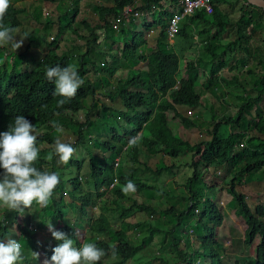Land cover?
<instances>
[{
    "label": "trees",
    "instance_id": "16d2710c",
    "mask_svg": "<svg viewBox=\"0 0 264 264\" xmlns=\"http://www.w3.org/2000/svg\"><path fill=\"white\" fill-rule=\"evenodd\" d=\"M141 2L142 5L138 9L141 12L149 11L154 7L160 8L158 21L149 22L143 20L142 22L141 19L133 15L124 16V8L132 6L134 0H115L113 4L96 2L101 25L91 26L85 19L77 23L79 27H83L94 33L98 28H110L106 30L101 44L114 46L116 43V40L114 41L115 32L110 27L112 23L108 19H116L119 22L120 31H122L124 36V51L123 55H121L120 51L112 53L114 63L118 66H103V71L107 72L110 76H116L127 65V62L137 58L148 62V70L133 71L129 79L119 81L117 92L109 95L114 102L119 99L124 102L125 108L123 110L115 109L119 111L120 116L127 122V127L125 128V137L119 136L114 141L97 139V145L103 147L108 153H112L113 156V159L103 158L104 167L95 166V156L87 149L89 162L92 165L91 173L89 174L95 181L96 193L87 192L86 186H83L79 176L69 181L60 179V183L55 189L48 206L40 208L41 213L35 222V226L45 229L48 223L56 226L62 222L63 229L60 231L66 233L67 236L76 238L73 232L75 231L74 228L65 220L66 213L64 208L69 205L67 199L62 196L59 200L55 198V192L63 187L70 194V200L72 199L73 205L76 206L80 216L86 223L89 235L105 236L109 239L110 234L113 233L118 237L119 245L115 247V251L116 255L121 257V260L113 264H126L129 260L140 254L144 250V242L147 238H151V234L154 231L164 238L163 246L157 252L158 256L156 257L157 260L164 264H194L195 259L201 255L207 259V264H220L221 252L224 250L221 246L222 244L219 245L216 237L218 230L225 224L226 217L217 208L211 198L203 193L202 188L205 187L203 181H205L206 173L210 168L226 167L224 165L231 159L235 147L245 143V159L241 164L240 171L235 173L227 191L237 202V216L243 218L247 223L248 229L245 233L246 244L251 245L257 236L261 238V242L257 247L256 258L257 264H264V224L262 223V219H264V204H257L252 208L247 197L236 190L237 182L241 181L246 174L257 172L264 167V110L258 106L261 102L260 93H264V75H262L260 82H258V86L261 87L257 89V97L254 100L251 97L246 99L236 115L222 118L230 126V131L222 133V123L215 121V117L211 121L213 125L206 127L205 121L201 118H191L183 115L179 112L178 107H186L192 111L204 104L202 94L196 88V80L198 73H200L198 65L188 62L186 64L188 79L178 80L177 73L180 67V57L176 53H167L158 48L150 55L140 54V50L147 44V33L151 29H155L157 25H161L158 42L163 43L168 39L167 22L173 16L171 10L164 7L162 0H141ZM215 3H219V0H215ZM198 16H202L205 21L213 25L221 23L225 26L227 24L224 15L216 8H214V13L211 15H208L203 10H198L192 17ZM3 23L16 29V31L20 28V22L16 14L12 12L7 13ZM68 25L72 27L73 33L78 36V39L85 41V34L81 33L79 28L75 25L72 26L71 22H69L68 24H61L59 26L60 31L54 41H49L45 35H40L35 40L34 35L30 36L26 34L27 44L24 50L25 53L21 51V48L18 49L20 53L13 55V64L10 69L0 59V132L7 131L8 125L16 116H25L39 131H44V135L38 136V146L41 151L40 158L35 166L41 170L55 172L65 166L66 163H60L55 156L50 161L45 160L51 152L50 146L56 139V136H54L55 129L52 127L51 122L67 120L79 123L80 125L77 114L84 112L87 106L86 101L89 100L90 96L95 98L99 92L94 88H98V86L89 77L91 69L87 67L88 64L91 65L92 69L98 67L92 59L90 47L92 46L91 43L94 45L97 42L99 36L95 34L92 41L88 40L86 43L81 44L74 40L68 46L62 47V36L60 34L64 33ZM249 26V23L240 25L238 31L240 40L249 41L251 38L252 35H248L246 32ZM127 29L130 30L131 35H125ZM183 32L184 30L180 34H183ZM13 35L17 36L16 39L19 38L18 32L13 33ZM212 35V38L206 42V47L218 41L220 36V34ZM86 46L87 50L83 51ZM3 49L8 50L7 47H3ZM101 50L102 48L95 52L98 53ZM215 53L213 52L214 56H216ZM21 58H26L30 61L28 64L30 68L25 72H22L24 70H20L22 65ZM75 58L76 62L74 65H76L84 83L75 97L68 100L63 106L57 107V100L60 97L53 95L54 83L46 78L45 70L48 67L67 66ZM36 64L37 66H35ZM216 72H218V68L212 66L209 72L210 77H207L206 80L207 86L211 89L218 84L215 78ZM236 83L240 84L237 78L234 79L233 84ZM177 84L178 87L175 89ZM243 88L245 91L247 90L244 86ZM250 106L251 109L252 107L254 108V114L247 120L248 127L246 130L249 131L246 132V130H242L241 128V121L246 115L251 114L249 111L251 110ZM169 112H173L172 119L174 121L177 120L175 123L169 119ZM88 125L89 120L85 126L79 127L78 136ZM131 126L133 127L131 128ZM181 126L187 130L194 129L198 132H203L205 129L208 139L196 141V139L193 140L190 132L189 134H185L179 130H174V128ZM236 128L238 130H235ZM143 131L150 134L149 137L142 138V145L146 148V151L160 148L170 159H178L187 153L193 156L192 161L185 163L187 166H184H189L193 170V176L188 177L184 184L186 196L180 197V195H175V205H171L166 210L160 208L159 204L155 205V202L152 201L138 204V201L131 196V192L124 193L122 191V186L129 180L135 184V192L138 194L155 188L153 185L132 176L137 170L149 172L153 176H159L167 170H171L174 173V169L180 166L172 164L171 167H156V169H153L149 167L148 161L141 163L139 161V144L135 142V144H132V149L135 153L133 162L138 163V165L134 170H131L130 175L127 174L124 167L127 165L126 161L128 163L129 159L127 154H123L124 148L133 137H137ZM250 132H253L252 136L249 135ZM255 141L262 142L261 146H254ZM82 143L83 139L79 138L73 147H80ZM117 155L122 156V163L118 168H116ZM74 165L80 166L78 169L82 170V162H74ZM202 168L204 172L198 174V169ZM116 175H118L120 180V186L109 190L110 185L116 179ZM229 176V173L225 172L224 177ZM104 187H106L105 191H101ZM168 196L160 195V197ZM202 198H206L205 202L201 201ZM123 202H130V205H125ZM49 208H52V210L50 209L46 220L42 221L41 217L44 216L43 211ZM197 209H200V216L198 217L195 214ZM177 213L175 221L168 220L170 215L174 216ZM13 214V217L21 215L27 218V220L34 219V216L27 209H24L23 212L13 211ZM89 214H92L91 218H88ZM134 214H150L152 217L159 216L160 219L168 223L169 229L165 233L162 226L159 225L160 228L158 226L154 227L146 222L135 226L128 225V230L121 228L119 222H123L124 224V221ZM184 218L200 219L201 229L205 231L207 236L202 237L200 235L201 229L194 228L196 237L195 245H192L191 238L183 234L182 219ZM147 226H149L147 232L140 230L141 227ZM19 228L28 240L27 244L24 245L25 251L23 252V260L21 262L22 264H30L31 259L27 256V251H30V248L33 250L39 248L37 243L33 241L35 233L27 227ZM140 232L150 235L143 239L141 245H138L132 239V235ZM232 234L234 236L238 235L236 231H232ZM8 235H10L8 227L0 226V239H5ZM96 244L106 252H110L112 248V246L104 241H98ZM215 246L218 247L214 248ZM187 248L191 252H188ZM170 250H174L175 254H177L171 259H169ZM45 252L50 258L52 247H46ZM109 256L110 254L106 258Z\"/></svg>",
    "mask_w": 264,
    "mask_h": 264
},
{
    "label": "clouds",
    "instance_id": "9594fccd",
    "mask_svg": "<svg viewBox=\"0 0 264 264\" xmlns=\"http://www.w3.org/2000/svg\"><path fill=\"white\" fill-rule=\"evenodd\" d=\"M114 1L115 0H113L112 2L114 3ZM96 2L98 3V0H96ZM100 2L107 3V2H104L103 0H100ZM140 2H141V0H140ZM113 3H110V4H113ZM107 4H109V3H107ZM137 4L138 3H136L134 1L132 6H128V7L132 8V13L130 15H133L134 17L141 19L142 22H143V20H146L149 22L159 20V13H158L160 11L159 7H156V8L154 7L149 11L141 12L138 10L140 6H138ZM10 5H11V0H0V49H1L0 50V55H1L0 59L3 63H5V65L8 69H10L12 67L13 55H17V54H12L10 51L4 50L3 47H10L11 49H14L13 51H16L19 48H21V51L25 53L24 49H22L24 39L20 38L19 40H17L16 39L17 36L13 35V33L19 31L21 29V26H22L21 25L22 22L17 17L19 10L11 7ZM213 5L215 7L214 3H213ZM168 10H170V9H168ZM179 11H180V8H179ZM11 12L13 14H16V17L20 22V24H19L20 28L17 31H16V29L9 27L3 23L4 17L7 15V13H11ZM174 15H176V14L173 13L172 17H174ZM208 15H211V14H208ZM190 16H187V17H190ZM75 17L76 16H73V18H72V20H70V22H73L75 20ZM170 19L167 22V27H168ZM49 22H50V20L47 19L46 23H49ZM113 22L115 23L118 21H116V19H112V22H110V23H113ZM59 26H61V21L59 22ZM180 26H181V30H180V32H181L182 31V25L180 24ZM252 27H254V26H252ZM252 27L249 26V28L246 30L248 35H251L250 28L254 29ZM153 30L154 29H151L147 33V38H148V35L150 34V32L151 33L154 32ZM166 30H167V28H166ZM22 31L26 32L25 29H22ZM59 31L60 30H58V33H59ZM64 31L66 32V29ZM180 32L178 34H180ZM120 33H122V31H120ZM26 34L29 35L27 32H26ZM63 34L64 33L60 34L62 36V38H63ZM95 34H96V30H95ZM75 36L77 38L76 39L77 43L81 44L84 42L83 40L78 39V36L76 34H75ZM175 36H173V38H175ZM173 38H170V36L168 35V39L172 40ZM88 40L85 39V43ZM95 44L97 45V42ZM85 48L87 49V46ZM123 48H124V45H121L118 49H116V51H120L121 55H123V51H124ZM18 53H20V52H18ZM140 54L145 55V52L143 49L140 50ZM215 54L217 56V53H215ZM216 56H214V58ZM10 60H12V62H10ZM25 60H26L25 65L22 64L20 67V70H24L22 72H25L26 70H28L30 68L28 66L30 61L27 60L26 58H25ZM21 62H22V60H21ZM75 62H76V58L74 61H71V64H69L67 66H64V67H61V66L48 67L45 70L46 78L50 82L54 83L53 95L56 97H60V99L57 100V107L63 106L68 100L75 97L78 90L80 89V87L84 83V80L79 75V72H78L76 65H74ZM129 62H131V61H129ZM129 62H127L126 64H128ZM104 65L105 64L99 63V66L102 68ZM35 66H37V64ZM88 69H91V71L89 73V77H90L91 73H93L94 71H97L96 69H92V68H88ZM140 71H145V70H140ZM110 77L114 78L115 76L114 77L110 76ZM261 77L262 76H259L258 79H256L255 83L252 85V88H250V89L246 88L247 89L246 91L243 88L244 92L247 93L245 95L242 94V96H244L245 99H248L249 97H251L252 92H255L256 94H258V90H257L258 88L257 87H261V86H258V82H260ZM215 78H216L218 84L216 86H214L213 89H218L221 87L222 83H225V84H227L224 87L225 93L230 92L231 86L237 84V83L236 84L227 83L226 80H220L218 77V74L215 75ZM120 80H122V79H120ZM223 81H226V82H223ZM238 86H239V84H238ZM118 87H119V85H118ZM118 87H117V89L115 88L116 91L105 92L103 94V95L107 96L110 101H112V104L107 105L103 102L97 103L98 105L92 104L93 106L98 107V109L96 111H94L93 120H91L89 118L91 111L89 110L88 107L90 105H87V103H86L87 106H86L85 111L77 114V118L80 120V125H79V123H73V122H69L67 120H59L56 122L55 121L51 122L52 127L55 129V132H57V133H63L62 127L65 125L67 126V123H65V122H69L68 132L70 133V136H71L69 141H62L59 137H56L54 143L50 146L51 152L48 154L47 158L49 160H51L55 156L58 158V161L60 163H66L65 166H63L62 168H59L57 170V172L41 170L35 166L36 162L40 158V151H41L40 147L38 146V132H39V130L35 125H33V123L30 120L26 119L25 116H23V115L16 116L14 118V120L12 122H10V124L8 125V130L4 131V132H0V207L8 209V210L12 211V213H13V211L23 212L24 209H27L29 211V213L32 216H34L35 219L36 218L38 219L40 216L41 210L37 209V206H40V208L47 207L52 196H53L55 189L57 188V186L60 183V175H59L58 171L59 172H65L66 174H68V176L64 177L65 181H69V180H71V178H75V177L79 176L80 181L83 183V186H85L84 185L85 179L80 175L79 169H77L78 174L76 176L72 175L73 173H71V170L73 167L74 168L75 167L80 168V166L74 165V162H79L80 160L75 159V158H77L76 157L77 154L73 158V155L79 149L78 147H76V148L73 147V145L78 141L79 138L83 139V143L80 146V148H84V149H87L86 148L87 141L92 143L96 148L100 147L96 143L97 139H102L105 141H108V140L114 141L112 139L107 140L105 137H103L104 134L108 131H113L116 133L119 131L115 126L110 125V117L115 116L117 118V120L120 123H122V126H124L125 128L127 127V122L120 116V113L118 111L119 108L116 107V103L118 101H121V100L119 99L116 102H114L113 99L110 98V96H109L110 94H113V92H117ZM177 87H178V84L175 87V89H177ZM94 88L96 90H98L99 92L96 94L95 98H93L92 96H90V97H92L93 100H98L97 96L103 90L101 88L100 89L96 88V87H94ZM225 103L228 106L229 101L226 100ZM115 108L118 110H116ZM228 108H229V106H228ZM101 110L109 112V114L106 118H104L101 115ZM239 110H240V108H239ZM82 114H84V121L83 122L81 121ZM236 114L237 113H234V114L229 115L227 117H231V116H234ZM192 116L193 115H190L189 117L192 118ZM88 120H89V125H90V123H91V125L85 129H83L81 134L78 136L79 127L85 126ZM96 121H98V123L95 126L94 123ZM215 121H217V120L215 119ZM217 122L222 123V119L218 120ZM89 127H91L92 131H94L97 128V130H98L97 133H95V132L94 133H88L87 131H89L88 130ZM43 135H44V133H43ZM93 135L95 136V138H93ZM249 135L252 136L253 133L252 134L249 133ZM117 138H118V136H117ZM137 139H138V136L133 137L128 142L129 144H127L125 146L123 154H126L127 151H128V153H130V151L132 150V144H135ZM261 144H262V142L258 141V144L256 145V147L261 146ZM238 149L242 150L243 154H244V151L246 149V144L242 143L241 145H237L235 147L234 152L237 151ZM234 152H233V154H234ZM110 154H112V153H110ZM164 156H166V154H165V152H162V157L164 158ZM244 156H245V154H244ZM107 159H109V158H107ZM116 162H117V164L119 162L118 166L116 164V168H118L120 166V164L122 163V156L117 155L116 156ZM221 168H223V167H212L209 169V171L206 173L205 181H203L205 186H206V189L203 187L202 191L206 196L211 198V200L216 204L217 208H219V199H220L219 194H221V193H224L225 195L228 194L232 198V200L236 203V214H235L236 218L242 219L246 228H245V231L243 232V234H241L237 230L231 229V228L228 230H224V229H222V227L223 226L225 227V225H226L227 219H225V224L222 225V227L217 232V237H216L217 241L219 244L220 243L223 244V246H224L223 250L232 251V249L235 247V245H233V243L235 241L239 242V245L243 244V245H246L247 247H249L250 245L246 244V237H245V233L248 229L247 223L243 218L237 216V209H238L237 202L233 199V197L227 191V188L231 184L232 179H233L236 171L232 174V179H228L229 183L227 184V182L225 180H223V179H225V177H224L225 173H222ZM258 171H264V167ZM258 171L257 172H250V173H258ZM224 172H225V169H224ZM248 174H246L245 177L241 181L237 182L236 187L239 184L243 183V180H245V178ZM207 177H209L208 180L206 179ZM214 181H215V183H213ZM95 186L96 185H95L94 179H92L90 177L89 184L86 186V191L89 193H93V194L96 193V187ZM116 186H120V180L118 178V175H116V179L112 182V185H110L109 190L114 189V187H116ZM105 188L106 187L102 188L101 191H105ZM207 190H209V191L217 190L218 191L217 197H215V199H214L213 197L208 195ZM236 190H237V188H236ZM122 191L124 193L135 192L136 186L131 180H129V181H127V183L124 186H122ZM205 200H206V198L201 199V201H203V202H205ZM67 202L68 203L71 202L73 204L72 199L67 200ZM259 204H264V199ZM33 205L35 206V215H33L30 211V208ZM255 206H256V204H255ZM74 209H75V211H78L76 206H74ZM163 210H166V209H163ZM219 210L222 211L221 209H219ZM64 211H65V208H64ZM78 213H79V211H78ZM222 213H223V211H222ZM195 214H196V217L200 216V209H197L195 211ZM79 216H80V214H79ZM19 217L24 218L26 221H28L29 230L35 233L33 241H35L37 243V246L39 248H37V250H34V252H32V255L34 257V260H33L34 262L40 261V255H39V253H37V251H41V250L43 251V253L46 257V260L42 264H100L102 259L105 258L106 256H108L109 254H110L109 257L114 258L113 262L110 264L119 262L121 260V257L116 255L115 246H112L108 243L110 240H108V241L104 240L105 236H100L98 238H90V237H93L94 235H89V237L87 236V237H85V239L84 238L78 239L76 229L74 228L75 229L74 233L76 236V238H74L75 239V241H74L73 239L69 238L66 233H64L63 231H60L61 229H63V223L62 222H60L56 226H53L51 223H48L47 228L38 229V227L35 226L36 223H33L32 220H27V218H25L24 216H21V215L20 216L18 215L16 217L14 216V220H18ZM80 218L83 221V218L81 216H80ZM189 221H195L197 224L195 228L201 229V220L198 218H192V219L184 218V219H182L183 234H184V236H186V234H188L187 236L191 238V244L195 245L196 235H195L194 228L187 230L186 226H185L186 222H189ZM262 223L264 224V219H262ZM84 224L86 225V223H84ZM59 225H62V226H59ZM0 226H3V227L5 226L7 228V224H5V222H0ZM86 227H87V225H86ZM87 229H86V232L88 233ZM39 230L43 231L42 232L43 234L45 231H49L51 233L50 241L48 239H45V238L38 241L37 237H38V234H40ZM232 231H236L238 233V235L234 236L232 234ZM201 233L202 234H200V235L202 237L207 236V234L205 233V231H203V229H201ZM19 240H21L22 245L19 242ZM257 240H259L261 242V238L259 236H257L256 239L253 241V243ZM98 241L107 242L110 246H112V248L110 249V252H106L104 249L100 248L96 244ZM27 242H28V240L26 238V235L24 233H22V231L20 229L12 231V235L11 234L8 235L5 239H0V264H22L21 261L23 260V252L25 251L24 245H25V243L27 244ZM260 242H259V244H260ZM118 245H119V243H118ZM48 246L52 247V255L50 258L48 257V255L45 252V248ZM162 246H163V244H162ZM236 246H238V245H236ZM201 256H198L195 259L194 264H202L200 262L202 260ZM242 256L245 257V259L250 258L248 256L247 252L243 253ZM246 256H248V257H246ZM256 256H257V251H256L255 257ZM256 260H257V258H256ZM31 261H30V264H31ZM207 263H208V261L206 259L205 264H207ZM106 264H109V263H106ZM250 264H254V263L251 261Z\"/></svg>",
    "mask_w": 264,
    "mask_h": 264
},
{
    "label": "rangeland",
    "instance_id": "374dc122",
    "mask_svg": "<svg viewBox=\"0 0 264 264\" xmlns=\"http://www.w3.org/2000/svg\"><path fill=\"white\" fill-rule=\"evenodd\" d=\"M22 0H11V7L19 10L17 17L18 19L22 22V26H21V31H17L18 32V36L19 38H17V40H19L20 38L24 39V43L22 45V49L25 50V46L27 44L26 38V32L30 35V36H35V40L38 38V36L40 35H45L47 36L49 41H54L56 39V36L58 35V30H59V22L61 21V24L65 25L68 24L70 20H72L73 16L75 17V20L73 22H71L72 26L73 23L74 25L80 29V32L85 34L86 36V40H93L95 33L92 31H88L87 29L83 28V27H79L78 26V22L85 19L87 20L91 26H95V25H101V22L99 20V14H97L96 12H92L91 14H88L87 10L85 8H88V4L86 3V1H82V5L78 4V10L81 11L80 14H75V10L72 9L73 6H68V0H56V3L51 5L52 1H47V0H29V4H21L19 3ZM113 1V0H110ZM220 1V0H219ZM44 3L47 4L46 7H44ZM110 3V2H107ZM138 6L142 5V2L138 1L137 2ZM235 3V0H221V4L216 6L215 4V8L220 11L221 6H226L225 11L228 10V8H231L230 10L233 9V13L236 11L235 8H233V4ZM219 4V3H218ZM253 7V6H252ZM256 6H254L255 8ZM257 11L261 10L260 8H255ZM221 13V12H220ZM226 13V12H225ZM264 13V10H263ZM228 15H232V14H228ZM49 19L50 22L46 23V20ZM108 21L112 22V19H108ZM69 27H67L66 32L64 31L63 34V38H62V42H61V46L65 47L68 46L69 44H71V41L76 40V36H74V34H72L73 30L71 29V26L68 25ZM82 28V29H81ZM118 28H119V24H118ZM262 28L263 30L262 33L264 34V21L262 22ZM22 29H25V31H22ZM49 30V31H47ZM91 30V29H90ZM98 33V35L100 36V38H103V36L105 35L106 29L105 28H98L96 30ZM184 31L185 33L188 35L187 39H184V35L183 34H178L175 36L176 40L178 42H176V44L173 46L174 49L176 50V52L178 53L179 56H182L181 53L178 51V47L177 44L179 45V47L181 48L182 44H187V45H191L193 44V40H192V33L190 31V27L185 26L184 27ZM213 34V33H212ZM125 35H131L130 34V30L127 29L126 34ZM124 36L123 33H120L118 35H115V39H116V43L117 45L114 44V46H109V45H105V44H101V45H96L93 43H91V47H90V51L92 53V59L95 62L96 66H99L100 60H102L103 58H107L109 57L110 59L112 58V53H116V49H118L121 45L124 44V40H123ZM100 40V39H99ZM97 40V41H99ZM259 39H256V41ZM115 41V40H114ZM85 42V41H84ZM83 42V43H84ZM8 51H10L12 54H17L19 51H13L14 49H11L10 47H7ZM100 48H102V50L98 53H96L95 51L100 50ZM87 49L84 48L83 51H86ZM97 57V58H95ZM22 60V64L25 65L26 60L24 58H21ZM10 62H12V60H10ZM106 62L107 64H109V61H103ZM101 64V63H100ZM110 66V65H109ZM181 66L182 69H184V63L183 61L181 62ZM88 68L91 67V65H87ZM126 73V72H125ZM182 76H184V74L182 73ZM91 80L95 81L96 78L99 79H104L106 78L108 80V83L116 86L118 85V81L120 79H126V75L122 74L120 77L117 78V80H115V78L110 77L109 74H90ZM178 79H180V76L178 77ZM253 85V84H252ZM258 89H260L258 87ZM106 91H102L101 93H99V95L97 96L98 100H93L92 97L89 98L88 101H86L87 105H90L88 108L91 111V114L89 116V118L91 120H93V115H94V111H96L98 109L97 106H93L92 104H96L97 103H105L107 105L112 104V101L105 99V95H103ZM201 93V92H200ZM202 94V93H201ZM258 94H256L255 92L251 93V99L254 100L257 97ZM236 96L237 98L232 100V97ZM260 98H261V102L258 104V106L263 107L264 108V104L262 103V100L264 99V93L261 92L260 93ZM246 101V99L244 98V96L238 95L236 92L232 91V95L230 96V102L228 103L229 108L227 110H231V114L234 112H238L239 108L244 104V102ZM116 107L119 108V110H123L125 108L124 106V102L118 101L116 103ZM251 109V106H250ZM251 112V114L249 112L248 116L246 115L245 118L241 121V128L242 130H246L248 127V122L247 120L250 119L253 116L254 113V108L252 107L251 110H249ZM180 113H182L185 116H190L193 115L192 117L194 118H201L203 121H212V118L215 117V119L218 121L220 119H222L224 116H229V114L226 115V113H221L219 115H214L211 111L207 112V110L201 106V107H196L194 110L190 111V109L188 108H183L182 110H179ZM209 113V115H208ZM109 112L101 110V115L106 118L108 116ZM169 119L172 120L173 123H175L176 121H174L173 118V112H169ZM81 121H84V114H82L81 116ZM72 122V121H69ZM69 122H65L67 123V126H63V133H54V136L59 137L62 141H69V139L71 138L70 133L68 132L69 130ZM98 123V121H96L94 123V125L96 126ZM91 125V123H90ZM88 125V126H90ZM110 125L115 126L119 131L116 132H112V131H108L104 134L103 137H105L107 140L108 139H116L117 136H123L125 137L126 134V130L125 127L122 126V123H120L117 118L115 116L110 117ZM129 127V126H128ZM133 126H131L132 128ZM183 126L181 127H177L174 128V130H179L180 132H184L185 134H189V130H183ZM87 131L88 133H97V128L92 131L91 127L88 128ZM235 130H238V128H236ZM230 131V126L227 125V122H225L224 120H222V126H221V132H227ZM249 131V130H246ZM44 131H39L38 132V136L43 135ZM178 133V132H177ZM251 134L253 132H250ZM190 134L193 137V140L196 139V141L200 140V139H208L207 133L205 131V129L203 130V132H196V131H191ZM202 134V135H200ZM102 137V136H101ZM149 136H144L143 138H147ZM93 138H95V136L93 135ZM142 140L139 144V148L141 153L139 154V161L141 163H145L148 161V165L149 167L156 169V167H161V168H165V167H171L172 164H177L180 165L179 168L174 169V173L171 172V170H167L166 172L160 174L159 176H153L152 174H150L149 172H143L141 170H137L135 174H132V176H134L136 179H139L147 184H151L153 185L155 188H153V190H145L142 193H136V192H131V196L135 198V200L138 201V204H144L146 203V201H152L155 202V205L159 204L158 206L160 208L166 209L169 208L171 205H175L174 200L176 199L175 195H180V197L186 196V189H185V182L186 179L190 176H193V170L191 167H184L187 166L185 165V163H190L192 161V154H184L183 156H180V158L178 159H170L167 156H164V158L162 157V152L160 150V148H153L151 150L146 151V148L143 147L142 145ZM258 144V141L254 142V146H256ZM79 148V149H78ZM76 153L73 155V158L75 157V155L77 154V160H80L79 162H82V170L80 171V175L85 179L84 185L87 186L89 184V179H90V174L91 173V167L92 165L89 162V156L87 149L89 151L92 152V154L95 156V166L99 165L101 167H104V157L106 158H110L113 159L112 154L108 153L107 151L105 152V149L103 147H98L96 148L92 143H90L89 141H87L86 143V148H80L78 147ZM143 150V151H142ZM134 153V151H133ZM132 153V150L130 151V153H128V163L126 161V166L124 167V170L126 171L127 174H131V170H134V168L138 165V163H134L132 161V157L134 156V154ZM46 161H50L48 158H45ZM130 167V169H129ZM78 168L77 167H73L71 170V173H73L72 175H77L78 174ZM241 167H238L236 169L237 173L238 171H240ZM198 174H202L204 172V169H198ZM260 173H249L246 177L248 178V184L251 185L254 188V191L257 193H261L262 195H260V197L258 198L257 202H254V204H252L250 201V205L252 206V208H254L255 204H259L263 201L264 199V193H262L261 191V186L259 185L260 183H262V181H259L257 178H260L262 180H264V176L261 175V171H258ZM60 175V179L61 180H65L64 177L68 176V174H66L65 172H59ZM174 174V175H172ZM263 174V173H262ZM258 175V176H256ZM209 177H207L206 179L208 180ZM72 179V178H71ZM227 182V184L229 183L228 178L223 179ZM176 183V184H175ZM215 183V181L213 182ZM206 189V186L204 187ZM250 189V187H249ZM208 195H210L211 197H213L215 199V197H217L218 191L217 190H213V191H209L207 190ZM241 193V192H240ZM163 194L165 195H169L168 197H160V195ZM252 194V193H251ZM64 197L67 200H70V194L66 193L65 190L63 189V187L59 188L56 192H55V198L56 200H59L60 197ZM246 196V195H245ZM249 199V198H248ZM250 200V199H249ZM123 204L125 205H130V202H123ZM69 207H65V213L66 217L65 220L67 221V223H71L70 225L76 229V233H77V238H84L85 237H89V234L86 232V225L84 224V220L82 221V219L79 216L78 211H75L74 209V205L69 202ZM37 209L40 210V206H37ZM50 209L52 210V208L46 209L43 211L44 216L41 217V220H46L48 213L50 211ZM219 209H221L223 211V213L226 216L227 222L225 227L223 226L222 229L224 230H228V229H235L238 232H240L241 234H243V232L245 231V225L243 223V220L240 218H236L235 213H236V203L232 200V198L226 194V195H220V199H219ZM30 211L33 215H35V206L33 205L30 208ZM179 213V211H178ZM170 215L168 217V220H172L175 221L177 215ZM92 214L88 215V218H91ZM19 219H24L19 217ZM38 219H32V222L35 223V221ZM14 217H13V213L12 211L6 209V208H2L0 207V222H5V224H7V227L9 229L10 234L12 235V230L10 229V226L14 223ZM70 221V222H69ZM24 222H28V221H24ZM149 223L151 225H153L154 227H159L162 226L163 231L166 233L167 230L169 229V225L168 223L162 219L159 218V216L156 217H152L150 214H138V215H132L130 218H127L123 222H119V225L121 228L127 229V226H135V225H139L140 223ZM160 225V226H159ZM196 222L195 221H189L186 222V229H193L196 227ZM34 226V225H33ZM62 226V225H59ZM167 226V227H164ZM35 227V226H34ZM14 228V227H13ZM149 226L147 227H141L140 230L146 231L148 230ZM40 229V228H38ZM74 229V230H75ZM128 230V229H127ZM139 230V231H140ZM40 231V230H39ZM43 231H40V234H38L37 240L40 241L43 238L48 239L50 241L51 238V233L49 231H45L44 234L42 233ZM74 232V231H73ZM202 234V233H201ZM150 234L147 233H136L134 235H132V239H134L138 245H141L143 239L149 237ZM188 234H186L187 236ZM69 238L73 239L75 241L74 238H72L71 236H68ZM100 236H93L90 238H98ZM105 241L110 240L108 243L112 246H117L118 245V237L115 234H110V238L108 239L107 237H104ZM164 238L161 235H158V233H156L154 231V233L151 234V238H147L146 241L144 242V250L138 254L137 256H135L132 260H129L127 262V264H163L161 261L157 260L156 257L157 252L160 251V248L162 247ZM19 242L22 245L21 240H19ZM259 240L255 241L252 245H250L249 247H247L246 245L240 244L239 242H234L233 245H238L235 246L232 251L229 250H224L221 252V261L220 264H250V262L252 261L254 264L257 263L256 257H250V258H243L242 254L246 253L248 254V256H250V249H254L253 250V255H256V251H257V247L259 244ZM26 244V243H25ZM221 245V243L219 244ZM222 248L224 247L223 244L221 245ZM218 246H215L214 248H216ZM195 248V247H194ZM224 249V248H223ZM188 252H191L188 248H187ZM218 251V250H217ZM32 252H34V250L32 248H30V251H27V256L32 260L31 264H42L44 263V261L46 260V257L43 253V251H37V253H39L40 255V261L38 262H34V257L32 255ZM177 254H175L174 250H170L169 251V259L175 257ZM246 256V257H248ZM202 260L200 261L202 264L206 263V258L204 256H201ZM114 260V258L112 257H105L102 259V261L100 262V264H106V263H112Z\"/></svg>",
    "mask_w": 264,
    "mask_h": 264
},
{
    "label": "crops",
    "instance_id": "0c3cea01",
    "mask_svg": "<svg viewBox=\"0 0 264 264\" xmlns=\"http://www.w3.org/2000/svg\"><path fill=\"white\" fill-rule=\"evenodd\" d=\"M47 1H52V0H47ZM82 1H86V3L89 6L88 8H85L88 11L87 12L88 14H91L92 12H96L98 14V9L96 8V0H68L69 2L68 6L70 7L73 6L72 9L75 10L76 12L75 14H80L81 11L78 10V4L82 5L81 4ZM103 1L113 3L110 0H103ZM134 1L137 3L140 0H134ZM55 2L56 0L52 1L50 6L55 4ZM98 2H100V0H98ZM19 3L27 5L29 4V0H22ZM162 3L164 4V7L170 9L172 13L177 14L179 12V7L177 6L178 0H162ZM220 4H221V0L219 1V4L218 3L216 4V6ZM46 6L47 4L44 3V7ZM225 8L226 6L223 5L221 6L220 9V12L224 15L225 20H227V24L225 26H223L221 23L218 25L210 24L207 21H205L202 18V16L192 17L193 15H191L190 17H185L182 20L181 23L182 31L184 30L185 26L190 27V31L192 33V40H193V44L191 45L182 44L181 48L177 44L178 51L181 53L182 56H179L173 47L176 44V42H178L176 38H173L172 40L169 39V41L167 39L163 43L158 42L159 34L161 30L160 24L156 26V29L153 30L154 31L153 33L150 32L147 38L148 39L147 44L143 48L145 55H150L153 51H155L158 48L162 49L167 53H176L180 57V67L177 73V78L180 76V79L178 80L188 79L187 69H186V64L188 62H192L195 65H198V71H200V73H198V78L196 80V88L198 92L202 93V99L204 101V104L201 106H203L207 110V112L211 111L214 115H219L221 113H226V112H227L226 115L229 113H230L229 115L236 113L234 112L231 114L232 111L230 109L227 110L229 105L227 106V104L225 103L226 100L230 102V96L232 95V91L236 92L238 95L247 94L246 92H244L243 86L247 89L252 88V84L255 83L256 79H258L259 76H262L264 74L263 71L264 70V34L261 31L263 30L262 22L264 21L263 10L257 11L254 7H252L251 4L246 2V0H235V3L233 4V8H235L236 11L234 13H233V9L230 10L231 8H228V10L225 11ZM228 14H232V15H228ZM246 23H249L250 27L254 26L252 27L254 29L250 28L252 36L249 39V41H243L239 39L240 38V35L238 33L239 27L240 25H244ZM118 24L119 22H115V23L113 22L112 25H110V27L113 28L115 35L120 34V24H119V28H118ZM108 29L110 28H107L106 30ZM97 33L98 32L96 31V34ZM212 33L220 34L219 39L211 46L206 47L205 46L206 42H208V40L213 36ZM72 34L74 33L72 32ZM183 35H184V39H187L188 35L185 33V31L183 32ZM103 38H100L99 36L100 40L98 39L99 41H97V45H101V42H103ZM256 39L259 40L256 41ZM215 51L217 53V56L214 58L213 52L215 53ZM106 60L109 61V64L103 62ZM182 61L184 63V69H182L181 66ZM100 63L108 66L109 65L118 66L117 64L114 63V60L110 59L109 57L103 58ZM212 66L218 68V72L216 73L218 74L220 80H226L227 83L233 84L234 79L237 78L238 82H240L239 86L238 84L231 86L230 92H226V93L224 92V87L225 85H227L225 83H222L221 87L218 89H213V88L211 89L209 86H207L206 80L207 77L208 78L210 77L209 72ZM95 69L97 70V72H93L92 74L94 75L108 74L107 72L103 71V68L100 66L95 67ZM147 69H148V62H145L140 58H137L129 62L127 65H125L124 68L117 73V75L115 76L116 78L115 77L114 78L115 80H117L118 77H120L122 74H125L126 79H129L133 71H140ZM182 73L184 74V76H182ZM95 82L97 83L98 88H101L103 91L106 92L116 91L119 85V81H118V85L114 86L108 83V80L106 78L102 80L96 78ZM236 98L237 97L234 96L232 97V100ZM105 99L109 100L107 96L105 97ZM262 103L264 104V99L262 100ZM183 108L185 107H178L179 110H182ZM212 125L213 122L205 121L206 127L209 126L211 127ZM183 130H187V129L183 128ZM191 131H196V130L194 129L189 130V132ZM143 136H150V134L149 132L143 131L142 134L138 135V139L136 143L140 144ZM127 153L128 151L126 152V154ZM244 159L245 156L242 150L238 149L237 151L234 152L231 159L224 165L226 166L224 167L225 172H228L230 175L229 177L226 178L232 179V174L236 171L238 167L241 166ZM132 161H134L133 157H132ZM221 171L222 173H225L223 168H221ZM261 175L264 176V171H261ZM257 179L259 181H262V183H260L259 185L261 186L262 193H264V180L260 178ZM248 183H249L248 178L246 177L245 180H243V183L239 184L236 188L238 192H241L242 194L246 195L247 199L248 198L250 199V200L248 199V201L254 204V202L258 201V198L260 197L261 193L255 192L254 188ZM220 195H225V194L221 193L219 194V197ZM250 207L252 206L250 205ZM253 250H254L253 248L250 249L249 257H255V255H253Z\"/></svg>",
    "mask_w": 264,
    "mask_h": 264
},
{
    "label": "built area",
    "instance_id": "2783aa9c",
    "mask_svg": "<svg viewBox=\"0 0 264 264\" xmlns=\"http://www.w3.org/2000/svg\"><path fill=\"white\" fill-rule=\"evenodd\" d=\"M213 3L214 0H179L177 6L180 8V11L170 19L167 27V33L170 38H173V36L180 32V24L185 17L193 15L198 10H204L207 14H212L214 12ZM123 12L124 16H128L132 13V8L125 7Z\"/></svg>",
    "mask_w": 264,
    "mask_h": 264
},
{
    "label": "water",
    "instance_id": "95a60500",
    "mask_svg": "<svg viewBox=\"0 0 264 264\" xmlns=\"http://www.w3.org/2000/svg\"><path fill=\"white\" fill-rule=\"evenodd\" d=\"M246 1L249 4L264 10V0H246ZM24 221H26V220L25 219L15 220L14 223L10 226V229L12 231H14V230H19L20 229L19 227H21V228H24V227L29 228L28 222H24Z\"/></svg>",
    "mask_w": 264,
    "mask_h": 264
}]
</instances>
